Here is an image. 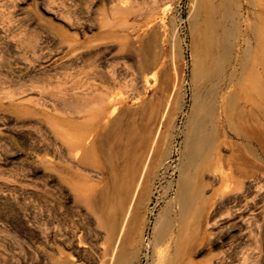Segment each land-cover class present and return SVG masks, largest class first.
Segmentation results:
<instances>
[{"label":"rangeland","instance_id":"1","mask_svg":"<svg viewBox=\"0 0 264 264\" xmlns=\"http://www.w3.org/2000/svg\"><path fill=\"white\" fill-rule=\"evenodd\" d=\"M190 3L0 0V264H98L95 253L106 246L105 229L84 199L101 194L111 183L101 165L100 147L114 107L120 113V138L115 141L119 145L114 149L120 173L131 170L126 160L131 153L140 154L133 147L145 136L148 151L163 108L167 110L156 142V160L166 158V163L157 173L154 194L144 209L151 223L139 233L134 264L153 262L152 222L169 203L175 209L172 200L185 120L204 89L192 80ZM230 3L240 25L226 73L245 77L240 59L252 19L247 0ZM127 131L128 135L133 131L136 140L132 137V142ZM227 137L229 143L215 152L232 167L233 139ZM253 158L261 164L258 153ZM262 174L261 182L254 181L257 205L262 204L256 194L264 184ZM218 175L216 169L208 178L214 186ZM217 203L214 217L204 218L201 225L206 236H214L191 250L192 264H264V209L251 213L249 240L217 247L215 235L227 216L217 212Z\"/></svg>","mask_w":264,"mask_h":264},{"label":"bare ground","instance_id":"2","mask_svg":"<svg viewBox=\"0 0 264 264\" xmlns=\"http://www.w3.org/2000/svg\"><path fill=\"white\" fill-rule=\"evenodd\" d=\"M190 1L188 19L194 49L192 80L201 82L204 89L195 97L185 120L179 176L172 200L175 209H172L169 203L152 222L149 244L153 251V262L150 264H192L189 259L191 250L214 236V233L206 236L201 230V225L204 218L214 217L212 210L216 200L219 205L217 212H220V215H227L226 221L221 223L220 230L215 235L214 244L218 245L217 247L237 243L236 239L243 242L249 240L251 235L249 232L252 233L250 227L254 223L251 213L264 209L263 183L262 186L258 184L259 189L256 193L262 204L257 205L253 201L256 183L254 181L258 179V182H261L264 173V0H247L248 17L252 22L246 26L248 38L244 56L240 59V65L245 69L243 71L246 75L238 78L235 77L234 71L226 73V69L231 65L233 43L240 25L237 24L240 20L236 21V12L230 0ZM152 57L151 62L154 64L155 57ZM148 64L151 65L150 61ZM160 86L162 87L161 84ZM116 110L114 107L109 113L113 117L103 137L104 147H100L101 165L111 183L107 184L109 188H106L103 194L96 191L99 195L90 198L87 196V200L82 198L87 202V206L89 205L91 214L100 224L99 227L105 229L106 246L95 253V261L98 264L135 263L138 256L139 233L144 224L151 223L145 218L144 209L154 194L157 173L166 163V158L156 160L159 157L156 142L160 121L167 111L164 107L148 151L145 136L144 140L133 147L135 153L139 150L140 154L136 153L133 156L131 153L132 157L129 159L124 157L132 164L131 170L127 168L121 173L117 170L118 158L116 159L114 152L118 150L116 148L119 145L115 141L120 134V113L117 115ZM102 113H105V107ZM228 134L233 139L234 149L229 159L233 168L227 164L223 155L215 152L216 148L227 144ZM132 135L130 138L135 139ZM132 145L133 143L131 148ZM145 150L147 154L144 157ZM255 153L261 156L260 165L254 162ZM153 154L156 158L150 162L151 157L154 158ZM224 165H227V168ZM216 169L219 175L217 180L213 178L217 184L214 186L212 180L208 181V178ZM222 169H226V172ZM169 191L170 181L165 185L164 194L167 195ZM241 262L244 263V260Z\"/></svg>","mask_w":264,"mask_h":264}]
</instances>
